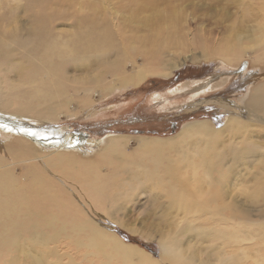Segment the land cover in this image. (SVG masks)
<instances>
[{
  "label": "rangeland",
  "instance_id": "1",
  "mask_svg": "<svg viewBox=\"0 0 264 264\" xmlns=\"http://www.w3.org/2000/svg\"><path fill=\"white\" fill-rule=\"evenodd\" d=\"M142 1L149 3L143 13L138 11V8H143L138 0H0V51L3 53L0 58V90L10 98L33 96L35 87L21 80L24 70L34 68L45 73L47 63L43 60L48 59L47 54H50L54 63L61 61L60 64H63L60 77L63 75L65 93L59 103L66 106L64 112L68 114L54 121H43L32 115L26 118L4 115L10 120L27 124L24 127L29 128L25 130H34V134L39 133L40 136L47 133L50 137V133H56V136L64 137L67 132L80 135L83 146L73 150L78 156L92 155L94 148L86 143L89 140L103 143L111 137L125 136L133 140L129 149L134 151L138 138H170L192 121H208L221 129L229 118L227 112L234 108L239 112L234 118L246 120L248 109L243 108L240 101L254 86L264 84V69L257 64L253 66L251 61L256 53L248 52L234 66L217 59L195 62L194 57L201 55L204 43L213 49L214 42L223 39L230 26L249 29L264 22V0ZM94 7L97 13H94ZM158 13L181 15L182 35L175 42L162 45L161 52L152 56L144 54L148 48L140 41L147 36L152 38L154 34L151 28L139 21ZM91 19L96 21L98 27L110 30L113 45L105 52L87 48L84 53L71 55L59 51V58L53 48L69 41L72 43L73 37L80 31L96 30L89 24ZM163 35L172 38L173 34L167 30ZM40 40L45 41L44 46L39 44ZM32 42L38 43L34 52L30 46ZM133 46L139 50L132 51ZM173 58L176 61L187 60L182 67L173 70L171 77L148 76L140 87L120 90L123 77L135 73L141 66L154 59L163 63V60ZM117 68L120 70L116 71ZM97 78L100 80L98 85L94 84ZM257 116L261 115L257 113ZM253 132H245L246 137ZM36 138L43 139L39 136ZM254 139L264 141V134L255 135ZM221 140L226 143L208 144L207 155L217 152L216 160L224 155L225 163L223 166L202 169L199 184L203 187L210 183L223 186L220 188L224 192L223 197L240 207L242 213L251 216V220L239 229L241 239L246 242L244 248L251 258L248 264H254L257 260L259 264H264V236L257 224L264 223V201L253 205L249 192H245L254 185V180L264 186L261 182L264 166L260 167L264 158L253 151L249 156H243L250 167L239 165L238 160L237 163L233 161V152L241 146L239 134L228 139L225 136ZM13 143L12 137L0 136V159L7 161L4 167L8 166L12 175L19 176L21 185L27 181L24 175L26 163L11 159L8 147ZM32 144L40 153V159L33 161L55 179L56 192L79 204L80 209H85V213L82 209L77 210L78 213L76 211L78 218L84 222L91 221L123 242L128 241L127 244L138 246L159 264H167L160 257L161 235H167L169 232L166 231L176 233L186 226L190 227L189 222L194 220L192 215H189V219L188 214L176 213L163 197L164 202L158 205L142 200L140 206L128 207L125 213L111 210L115 219H122L126 223L124 227L97 207L77 183L56 174L60 172L57 168L52 170L45 159L50 156V139ZM211 164L209 162L206 166ZM186 172L183 175L185 184L191 179L190 168H186ZM168 213L172 216L167 217L166 221L160 218ZM25 214L32 216L30 222L36 223L31 225L29 222V228L14 234L11 250L0 245V264H102L100 258L84 252L85 248L75 246L67 238L63 219L56 211L39 213L36 208H30L21 215L24 219L30 218ZM195 221L204 222L208 228L214 226L208 221L206 224L202 218ZM80 236L87 243L86 234ZM188 238H191L190 235ZM74 240L78 241L76 237ZM256 245H260V248ZM110 264L122 262L113 261Z\"/></svg>",
  "mask_w": 264,
  "mask_h": 264
},
{
  "label": "bare ground",
  "instance_id": "2",
  "mask_svg": "<svg viewBox=\"0 0 264 264\" xmlns=\"http://www.w3.org/2000/svg\"><path fill=\"white\" fill-rule=\"evenodd\" d=\"M138 1L143 6L138 8L139 13L146 12L149 3ZM93 11L97 13V8L94 7ZM181 18V15L158 13L141 19L139 22L151 28L154 34L152 38L147 36L140 41L148 48L144 54L155 56L161 52L162 45H168L181 38ZM89 24L97 29L80 31L73 37L72 43L69 41L61 47L53 48L59 58L61 56L59 51L71 55L84 53L87 48L105 52L113 45V34L110 30L106 27H98L94 19H91ZM167 30L173 34L172 38L163 35ZM39 44L44 46L45 41L40 40ZM30 46L34 52L38 43L32 42ZM212 47L213 49L204 43L201 55L194 57V61L210 62L217 59L234 66L252 51L256 53L255 59H251L253 66L257 64L264 69V22L249 29L230 26L225 37L215 41ZM131 49L134 52L139 50L135 46ZM127 53L128 49L126 55ZM2 56L3 53L0 51V58ZM50 56L52 55L47 54L48 59L43 60L47 63L45 73L42 74L34 68L24 70L21 80L35 87L33 96L10 98L0 90V136L13 138L14 143L8 147V152L14 162L26 163L24 175L27 177V181L20 185L19 176L12 175L10 168L4 167L7 161L0 159V167L3 169H0L1 247L12 249L16 236L14 234L29 228V222L33 219L28 214L25 216L30 218H22V212L36 208L39 213L56 211L63 219L67 238L76 244L75 246L85 248L84 252L100 258L102 264H110L113 261H120L122 264H159L138 246L127 244L91 221L84 222L75 215L76 211L81 209L85 213V209H80L79 204L77 205L69 197L65 199L62 194L57 193L55 179L49 177L33 161L40 159V153L36 151L32 142L50 139L48 144L50 156L45 159L52 170L57 168L60 172H55L56 174L77 183L97 207L109 214L112 220L117 219L116 221L122 226L126 227V223L122 219H115V214L111 210L125 213L128 207L140 206L142 200L158 205L164 202L163 197L176 213L192 215L194 220L189 222L190 227L186 226L183 231L176 233L166 231L169 232L167 235H161L160 257L165 263L248 264L251 258L246 253L244 248L246 242L241 239L239 229L251 220V216L242 213L240 207L223 197L224 192L220 190L223 186L210 183L207 187H203L199 184L198 178L202 169L224 165L226 156H219L216 160L217 152H212L210 156L207 153L208 144H225L226 142L221 140L225 136L228 139L239 134L241 146L233 152L235 154L233 161L237 163L238 160L239 165L250 167L246 162L247 158L243 159V156H249L253 151H257L264 158V141L254 139L255 135L264 134V84L259 83L260 86H254L240 101L243 108L251 112L247 110L246 120L240 121L234 118L235 114L239 115L238 110L234 108L227 112L229 118L221 129L210 125L208 121H192L186 123L177 135L170 138H138L137 148L134 151L129 149L133 140L125 136L111 137L103 143L89 140L86 143L95 149H92V155L78 156L73 150L83 146L80 135L71 132H67L64 137L56 136V133H50V137L47 133L40 136L38 132L30 135L29 133L35 131L25 130L24 128H29L24 127L28 126L27 124L10 120L4 115L11 114L18 118L32 115L43 121H54L63 114L68 115L64 112L66 106L59 103L65 93L63 75L60 77L63 64H60L61 61L54 63V58L50 59ZM186 60L176 61L173 58L168 61L163 60L161 63L154 59L141 66L135 73L123 77L120 90L129 87L138 88L148 76L171 77L173 70L182 67ZM119 70L120 68H117L116 71ZM99 82L97 78L94 84L98 85ZM257 113L261 116H257ZM244 131L254 132L246 137ZM17 134L23 136L18 137ZM36 136L43 139L38 140ZM209 162L213 164L206 166ZM262 166L264 159L260 167ZM186 168H190L191 179L185 184L183 175L187 174ZM261 182L264 185V178ZM245 192H249L253 205L264 201V186H260L256 180ZM261 196L262 200L259 201ZM222 198L225 200L219 202ZM168 214H162L160 218L166 221L167 217L172 216L171 213ZM197 218L205 219L206 224L210 222L214 226L208 228L204 222H196ZM54 221L57 219L54 218ZM33 222L30 224H34ZM257 224L259 232L264 236V223ZM83 233L86 234L87 243L85 238L80 236ZM193 234L195 235L192 236ZM188 235L191 238H188ZM74 237L78 239L77 242ZM203 243L204 247L201 246ZM256 246L260 248V245ZM254 264H259L258 260Z\"/></svg>",
  "mask_w": 264,
  "mask_h": 264
},
{
  "label": "trees",
  "instance_id": "3",
  "mask_svg": "<svg viewBox=\"0 0 264 264\" xmlns=\"http://www.w3.org/2000/svg\"><path fill=\"white\" fill-rule=\"evenodd\" d=\"M125 238V237H124ZM126 242H128V241H126ZM145 249H147L148 251H151V249L150 248H148V247H144ZM152 252H154V251H152Z\"/></svg>",
  "mask_w": 264,
  "mask_h": 264
},
{
  "label": "snow or ice",
  "instance_id": "4",
  "mask_svg": "<svg viewBox=\"0 0 264 264\" xmlns=\"http://www.w3.org/2000/svg\"><path fill=\"white\" fill-rule=\"evenodd\" d=\"M30 135H34V133H29Z\"/></svg>",
  "mask_w": 264,
  "mask_h": 264
}]
</instances>
